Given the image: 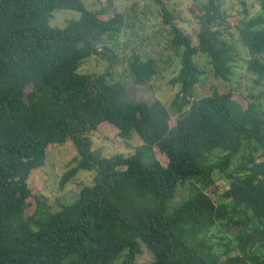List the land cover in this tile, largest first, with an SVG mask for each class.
Wrapping results in <instances>:
<instances>
[{
  "label": "trees",
  "instance_id": "trees-1",
  "mask_svg": "<svg viewBox=\"0 0 264 264\" xmlns=\"http://www.w3.org/2000/svg\"><path fill=\"white\" fill-rule=\"evenodd\" d=\"M115 1L94 10L86 0H0V264H134L143 244L155 256L150 264H264V96L243 103L234 91L195 93L205 73L198 53L215 78L229 82L235 73L240 52L224 37L223 0H206L196 44L166 3L154 0L179 58L170 107L132 97L114 77L126 63L133 85L144 87L159 72L154 57L121 53L127 22ZM260 6L251 15L242 1L233 26L247 70L264 84V0ZM60 10L80 15L53 25ZM93 56L105 71L82 72ZM92 132L111 141L136 132L143 144L104 156ZM63 143L78 155L62 188L80 169L96 174L73 202L51 211L28 178L48 148ZM252 143L259 152L243 155ZM216 151L222 154L211 163ZM192 180L201 186L176 202L180 184Z\"/></svg>",
  "mask_w": 264,
  "mask_h": 264
},
{
  "label": "rangeland",
  "instance_id": "rangeland-1",
  "mask_svg": "<svg viewBox=\"0 0 264 264\" xmlns=\"http://www.w3.org/2000/svg\"><path fill=\"white\" fill-rule=\"evenodd\" d=\"M106 0H86L89 8L97 10ZM170 12L174 15L173 22L177 23L187 34L197 43L196 33L199 30V17L202 15L206 0H163ZM242 1L246 2L251 15L262 13L260 0H223V9L229 15L228 25H225V38L233 42L240 52L237 62L234 65V75L231 81L227 82L217 79L212 71L209 58L198 53L195 56L196 62L205 70L201 76L199 84L196 86V97L211 94L215 90L218 92L234 91L235 96L243 103H246V96H264V84L256 83V76L247 70V53L240 41V36L235 25L241 17ZM114 7L121 10L126 17L127 31L120 37L119 49L121 53L129 58L133 53H140L147 57H154L157 60L159 72L151 79L149 86H134L132 75L129 72V65L124 63L114 68L113 75L120 78L130 87V94L134 98L160 99L166 106L170 107L171 102L179 90V85H171L170 79L178 72L179 58L172 45L170 25L163 22L160 7L154 0H116ZM80 14L75 10H60L54 14L51 20L53 25H64L69 18L78 17ZM106 64L101 58L93 56L89 58L81 67L82 72H102L105 71ZM264 106V97L261 99ZM264 108V107H263ZM176 117H173L174 124ZM91 139L96 148L103 151L104 156H112L117 153L130 154L143 144L139 134L131 132L125 139L108 140L101 133L92 132ZM257 154L254 143L247 145L242 152L248 156L250 153ZM222 153L214 152L210 155V162L218 160ZM78 152L69 143L51 145L47 150V158L44 165L34 169L29 178V185L38 187V199L45 202L46 207L51 211L58 210L62 204L73 202L79 195L80 189L84 185L93 183L95 171L80 169L79 172L63 188L61 178L63 174L76 165L75 158ZM241 154L237 156L231 169H234L242 159ZM213 178L216 185H222L223 179L219 173L214 172ZM201 183L192 180L180 184L175 201L182 202L192 196ZM214 186V187H215ZM216 201H221L220 196H215ZM30 217V216H29ZM155 259L154 254L142 245V251L137 255L134 264H150ZM121 259L114 264H120Z\"/></svg>",
  "mask_w": 264,
  "mask_h": 264
}]
</instances>
